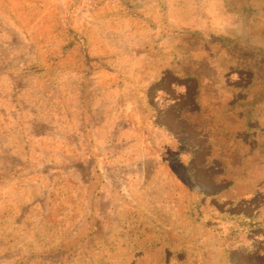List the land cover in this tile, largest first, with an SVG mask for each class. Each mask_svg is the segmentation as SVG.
Masks as SVG:
<instances>
[{
    "label": "rangeland",
    "instance_id": "374dc122",
    "mask_svg": "<svg viewBox=\"0 0 264 264\" xmlns=\"http://www.w3.org/2000/svg\"><path fill=\"white\" fill-rule=\"evenodd\" d=\"M0 264H264V0H0Z\"/></svg>",
    "mask_w": 264,
    "mask_h": 264
},
{
    "label": "crops",
    "instance_id": "0c3cea01",
    "mask_svg": "<svg viewBox=\"0 0 264 264\" xmlns=\"http://www.w3.org/2000/svg\"><path fill=\"white\" fill-rule=\"evenodd\" d=\"M79 97H81V95L79 96ZM95 97V96H94ZM93 97L91 96V99H92ZM127 114V112H125V110L123 109V108H121L120 109V116H121V118H120V120H121V124H124L125 125V127H127V126H129V121L128 120H125V118H124V115H126Z\"/></svg>",
    "mask_w": 264,
    "mask_h": 264
}]
</instances>
